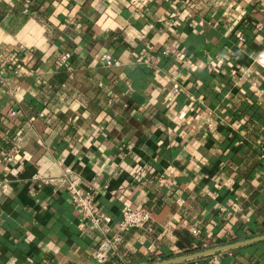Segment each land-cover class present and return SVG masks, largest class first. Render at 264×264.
<instances>
[{
    "label": "crops",
    "instance_id": "obj_1",
    "mask_svg": "<svg viewBox=\"0 0 264 264\" xmlns=\"http://www.w3.org/2000/svg\"><path fill=\"white\" fill-rule=\"evenodd\" d=\"M262 50L264 0H0V264H97L71 179L107 234L150 211L104 264L263 235ZM174 264H264V239Z\"/></svg>",
    "mask_w": 264,
    "mask_h": 264
},
{
    "label": "built area",
    "instance_id": "obj_2",
    "mask_svg": "<svg viewBox=\"0 0 264 264\" xmlns=\"http://www.w3.org/2000/svg\"><path fill=\"white\" fill-rule=\"evenodd\" d=\"M263 50L257 55L259 65L264 68V61L259 58ZM71 54L69 51H63L59 55V65H65ZM13 55H9V59H13ZM100 60L106 67L118 66L120 62L117 58L113 57L110 53H103ZM218 62H221L219 60ZM10 115L15 114V110L9 111ZM20 136L14 140L12 149L19 150ZM68 196L74 208L79 213V224L83 226L89 222L92 227L97 228L103 232V235L93 252V259L97 264H104L109 260L110 251L114 249L115 245L121 240V232L126 228L142 227L150 219V211L144 207L132 208L126 206L122 210L121 219L117 222L114 232L107 234L110 230L108 227L109 218L104 215L96 202V197L91 189L81 187L74 179L69 180L66 185ZM193 233L197 230L193 229ZM116 263V261H114Z\"/></svg>",
    "mask_w": 264,
    "mask_h": 264
},
{
    "label": "water",
    "instance_id": "obj_3",
    "mask_svg": "<svg viewBox=\"0 0 264 264\" xmlns=\"http://www.w3.org/2000/svg\"><path fill=\"white\" fill-rule=\"evenodd\" d=\"M263 239H264V234L263 235H258V236H255V237H251V238H247V239H244V240L232 242V243H227V244H223V245H219V246H215V247H211V248L195 251V252H192V253L178 255L176 257H171V258H168V259L152 262V263H149V264H174V263H177V262H180V261H185V260L201 257V256H204V255L217 253V252H220V251L228 250V249H231V248H234V247H238V246H241V245L253 243V242H256V241H259V240H263Z\"/></svg>",
    "mask_w": 264,
    "mask_h": 264
},
{
    "label": "trees",
    "instance_id": "obj_4",
    "mask_svg": "<svg viewBox=\"0 0 264 264\" xmlns=\"http://www.w3.org/2000/svg\"><path fill=\"white\" fill-rule=\"evenodd\" d=\"M196 248H193V249H187V251H185V252H187V253H189V252H191V251H193V250H195ZM198 250V249H197Z\"/></svg>",
    "mask_w": 264,
    "mask_h": 264
}]
</instances>
